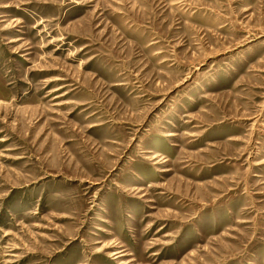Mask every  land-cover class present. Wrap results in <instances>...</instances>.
<instances>
[{"label": "rangeland", "instance_id": "1", "mask_svg": "<svg viewBox=\"0 0 264 264\" xmlns=\"http://www.w3.org/2000/svg\"><path fill=\"white\" fill-rule=\"evenodd\" d=\"M0 264H264V0H0Z\"/></svg>", "mask_w": 264, "mask_h": 264}]
</instances>
